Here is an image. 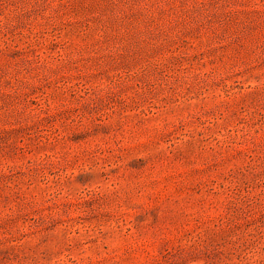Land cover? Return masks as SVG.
Returning a JSON list of instances; mask_svg holds the SVG:
<instances>
[{"label":"rangeland","instance_id":"obj_1","mask_svg":"<svg viewBox=\"0 0 264 264\" xmlns=\"http://www.w3.org/2000/svg\"><path fill=\"white\" fill-rule=\"evenodd\" d=\"M0 264H264V0H0Z\"/></svg>","mask_w":264,"mask_h":264}]
</instances>
